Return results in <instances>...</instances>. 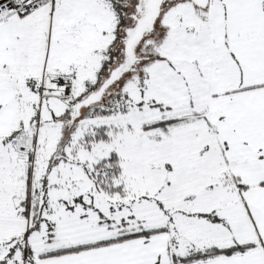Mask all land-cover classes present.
<instances>
[{"label":"snow or ice","instance_id":"6c2138e0","mask_svg":"<svg viewBox=\"0 0 264 264\" xmlns=\"http://www.w3.org/2000/svg\"><path fill=\"white\" fill-rule=\"evenodd\" d=\"M0 264H264V0H0Z\"/></svg>","mask_w":264,"mask_h":264}]
</instances>
